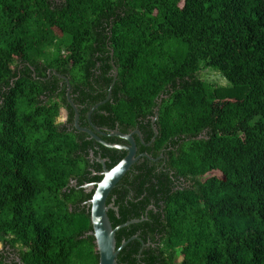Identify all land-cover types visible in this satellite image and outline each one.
Here are the masks:
<instances>
[{
    "label": "trees",
    "instance_id": "obj_1",
    "mask_svg": "<svg viewBox=\"0 0 264 264\" xmlns=\"http://www.w3.org/2000/svg\"><path fill=\"white\" fill-rule=\"evenodd\" d=\"M115 70L92 123L163 156L108 199L117 264H264V0H0V264H99L83 186L127 153L67 93L90 129Z\"/></svg>",
    "mask_w": 264,
    "mask_h": 264
},
{
    "label": "water",
    "instance_id": "obj_2",
    "mask_svg": "<svg viewBox=\"0 0 264 264\" xmlns=\"http://www.w3.org/2000/svg\"><path fill=\"white\" fill-rule=\"evenodd\" d=\"M113 66H114V63H113ZM55 74L57 73L55 72ZM117 76H118V71L115 70L113 83L109 90L108 98L105 101H102L96 104L89 111L88 121L91 126V129L82 128L80 126L79 124L80 115H79L78 107L71 100V93H70L71 86H70V83L67 81L68 86H69L67 97H68L69 104L71 105V107L74 109V112H75V117H74L75 127L79 131L88 134L91 138H93L98 143L102 144L103 146L110 148V149H114V150L125 151L127 153L126 156L111 169L107 168L105 159H101L100 157H98L97 161L102 165V168H103V172L99 174L100 176H102V179L99 182L87 184L83 186V188L87 191V193H92V198L89 201V207H90L91 223H92L93 231L90 234L95 238L96 251L99 254V264H117V258H118L119 253L122 251L123 248H125L128 245L130 240L123 241L121 246L118 248L117 240H116V233L120 229L126 226L143 221V220H132V221H129L123 225H120L114 228L108 216V212L110 210L112 209L117 210L113 203L108 204V199L111 193L113 192V190H115V188L121 182V180L131 171L132 167L142 157L148 158L152 161H157L163 158V156H161L159 159H154L146 153L138 155V148H137V142L135 139V135L139 136L141 141L144 142L142 139L141 132L138 130L129 135L123 134L117 130H114V131L108 130L109 134H106L92 123L91 117L93 113L99 107L106 104L111 99L112 90L117 81ZM157 111H158V108L156 109V112ZM155 122H156V117L152 120L153 125ZM153 130H154L155 137L152 139L151 142H154L156 139V136H158V130L155 127L153 128ZM96 133H100L103 136L117 137V138L126 140L129 143V146L107 143L104 140H102ZM132 239H137V238L133 237Z\"/></svg>",
    "mask_w": 264,
    "mask_h": 264
},
{
    "label": "rangeland",
    "instance_id": "obj_3",
    "mask_svg": "<svg viewBox=\"0 0 264 264\" xmlns=\"http://www.w3.org/2000/svg\"><path fill=\"white\" fill-rule=\"evenodd\" d=\"M201 77L206 82L215 85L216 87L220 88L221 90L228 87L230 84L228 82V80H226L219 72H217L211 68L203 69L201 71ZM246 93L247 92H239L237 90H234V91L229 92V93H226V91H225L223 96H220V99H223V98L224 99L225 98L241 99V98L245 97ZM65 116H66V112H62L61 118L58 119V122H60V123L64 122L66 120ZM0 249H2L1 244H0Z\"/></svg>",
    "mask_w": 264,
    "mask_h": 264
},
{
    "label": "flooded vegetation",
    "instance_id": "obj_4",
    "mask_svg": "<svg viewBox=\"0 0 264 264\" xmlns=\"http://www.w3.org/2000/svg\"><path fill=\"white\" fill-rule=\"evenodd\" d=\"M71 93V92H70ZM154 119V118H153ZM90 125V124H89ZM152 126H153V123H152ZM91 127V126H90ZM97 127V126H96ZM83 128V127H82ZM89 129V128H88ZM91 129V128H90ZM100 129V128H99ZM101 130V129H100ZM138 129H135V130H133V131H131V132H129V133H123V134H132V133H134L135 131H137ZM102 132H104V133H106V134H109V132H108V129H105V130H101ZM139 131V130H138ZM100 138L102 137V138H113V139H120V138H117V137H110V136H103L102 134H100V133H96ZM141 135H142V133H141ZM136 137H138V139H139V141H140V143L143 145V146H146V147H148V146H150V144H146L145 142H142L141 141V139L139 138V136H137V135H135V139H136ZM101 138V139H102ZM142 139H143V135H142ZM120 140H122L123 142H120L119 143V145H123V146H129V143L126 141V140H123V139H120ZM143 141H144V139H143ZM106 142V141H105ZM136 142H137V139H136ZM108 143V142H107ZM137 148H138V143H137ZM138 151H139V149H138ZM143 154V153H142ZM138 155H140V154H138ZM91 158L92 159H95L93 156H91ZM98 158V157H97ZM97 158H96V161H97ZM143 158V157H142ZM98 162V161H97ZM72 185L73 186H77V181H74L73 183H72Z\"/></svg>",
    "mask_w": 264,
    "mask_h": 264
}]
</instances>
